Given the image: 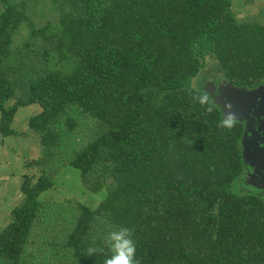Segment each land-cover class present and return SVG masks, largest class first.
<instances>
[{"label":"trees","instance_id":"trees-1","mask_svg":"<svg viewBox=\"0 0 264 264\" xmlns=\"http://www.w3.org/2000/svg\"><path fill=\"white\" fill-rule=\"evenodd\" d=\"M26 1L0 0V133L40 105L27 121L43 155L0 231V264H103L120 227L140 264H264V195L234 190L245 123L219 128L218 101L207 114L188 94L212 96L196 80L208 59L209 78L264 84V21L241 20L235 0ZM67 165L106 189L98 207L44 200ZM93 240L104 252L88 256Z\"/></svg>","mask_w":264,"mask_h":264},{"label":"rangeland","instance_id":"rangeland-1","mask_svg":"<svg viewBox=\"0 0 264 264\" xmlns=\"http://www.w3.org/2000/svg\"><path fill=\"white\" fill-rule=\"evenodd\" d=\"M41 1L27 0L26 2L30 5L36 3L39 5ZM235 2H242L236 4L235 8L241 20L258 19L264 21V0H235ZM1 10L2 3L0 2ZM27 11L34 23H41V18L37 15V13L40 14L39 10L34 12L27 9ZM23 34L24 37L19 38L17 42L28 35L26 30L23 31ZM208 63L209 66L203 69L200 77L196 79L198 82L200 81L198 84L204 82L208 86L224 84L222 74L219 72L209 78L212 76V70L217 64L212 59H208ZM215 80L218 81L215 82ZM40 109L38 104L20 107L15 124L12 125L17 132L7 136L0 133V231L10 221L12 208L22 199L20 187L25 175H32L35 179L40 175L39 168L31 164L34 163V160L42 157V145L40 144L39 135L33 129L30 130L27 121L32 115L37 114ZM253 183L245 173L235 182L234 190L238 193L251 190L264 195V189L261 186H255ZM106 194L105 188L98 192L87 189L82 182L80 170L67 165L55 176L53 188L46 190L42 196L44 200L50 202H63L67 205L73 204L72 206L82 203L96 208L106 197Z\"/></svg>","mask_w":264,"mask_h":264},{"label":"water","instance_id":"water-1","mask_svg":"<svg viewBox=\"0 0 264 264\" xmlns=\"http://www.w3.org/2000/svg\"><path fill=\"white\" fill-rule=\"evenodd\" d=\"M209 90L222 111L226 103L231 104L232 112L245 122L242 146L248 178L254 185L264 186V84L245 89L225 82Z\"/></svg>","mask_w":264,"mask_h":264},{"label":"clouds","instance_id":"clouds-1","mask_svg":"<svg viewBox=\"0 0 264 264\" xmlns=\"http://www.w3.org/2000/svg\"><path fill=\"white\" fill-rule=\"evenodd\" d=\"M188 94L194 102L204 108L207 114H211L217 107L216 99L206 91L188 89ZM223 108V117L217 126L223 129H231L237 124L238 118L232 112L231 104L226 103ZM133 235L134 231L126 227H120L109 232L105 243L108 245L111 255L105 257L103 264H140L135 255L136 242L133 239ZM103 252L104 248L97 246L96 240H93L87 249L88 256Z\"/></svg>","mask_w":264,"mask_h":264}]
</instances>
